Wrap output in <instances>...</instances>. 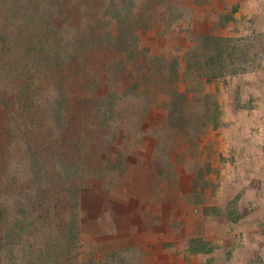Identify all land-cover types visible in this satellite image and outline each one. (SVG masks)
Returning <instances> with one entry per match:
<instances>
[{
  "label": "rangeland",
  "instance_id": "1",
  "mask_svg": "<svg viewBox=\"0 0 264 264\" xmlns=\"http://www.w3.org/2000/svg\"><path fill=\"white\" fill-rule=\"evenodd\" d=\"M17 1L0 12V264H264V0H153L140 56L51 65L46 18Z\"/></svg>",
  "mask_w": 264,
  "mask_h": 264
},
{
  "label": "trees",
  "instance_id": "2",
  "mask_svg": "<svg viewBox=\"0 0 264 264\" xmlns=\"http://www.w3.org/2000/svg\"><path fill=\"white\" fill-rule=\"evenodd\" d=\"M11 1V10L20 9L21 4L17 0ZM152 1L141 3L142 9L139 11H135L136 0H27L22 8L25 9V12H31L32 16L34 14L38 16V13H41L46 18L47 24L40 30L42 37L39 46L45 54L44 59L48 61L47 65H51L54 60L61 61L63 59L64 62L71 59L75 64H78L80 62L78 54L83 49L94 53L103 48H108V50H111V48L120 49L123 44L128 43L129 47H134L132 51L137 54V43L140 37L135 39L134 32L136 30L133 23L136 19L151 16V12L144 8L149 9L153 3ZM57 4H59V10L56 8ZM4 5L3 0H0V12L2 10L1 6ZM9 9L10 6L6 11L8 12ZM169 10L173 12L174 7H169ZM6 20H9L8 15ZM53 21L62 23V25L55 27ZM102 25H105V28H101ZM0 39L4 45H7L5 34L0 35ZM63 48H67V51H64ZM138 53L140 56L141 53ZM41 55L42 57H40V53L34 55L35 64L43 58V54ZM243 56H245V53ZM115 59L119 61L112 64V66L116 65V69L120 68L119 57L111 55L108 58L110 62L116 61ZM86 77L87 75H85L84 80ZM31 88L33 87L31 86ZM96 91L93 90L94 95H97ZM54 92L48 91V93L53 94ZM174 93H176L175 89H173ZM100 98L103 99L104 96H100ZM201 250L202 248L194 249L195 252H202Z\"/></svg>",
  "mask_w": 264,
  "mask_h": 264
}]
</instances>
